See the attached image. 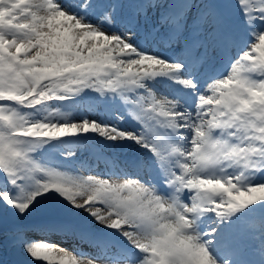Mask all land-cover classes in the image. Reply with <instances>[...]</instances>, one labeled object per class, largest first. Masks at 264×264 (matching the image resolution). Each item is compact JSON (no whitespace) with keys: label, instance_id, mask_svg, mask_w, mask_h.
<instances>
[{"label":"snow or ice","instance_id":"1","mask_svg":"<svg viewBox=\"0 0 264 264\" xmlns=\"http://www.w3.org/2000/svg\"><path fill=\"white\" fill-rule=\"evenodd\" d=\"M0 244L264 264V0H0Z\"/></svg>","mask_w":264,"mask_h":264},{"label":"bare ground","instance_id":"2","mask_svg":"<svg viewBox=\"0 0 264 264\" xmlns=\"http://www.w3.org/2000/svg\"><path fill=\"white\" fill-rule=\"evenodd\" d=\"M57 243L59 244L60 242L57 240ZM60 246L61 247L68 248V249H71L73 247L72 242H68V243H65V244H61ZM54 251L57 252V255H63L62 253H59L58 249H54Z\"/></svg>","mask_w":264,"mask_h":264}]
</instances>
